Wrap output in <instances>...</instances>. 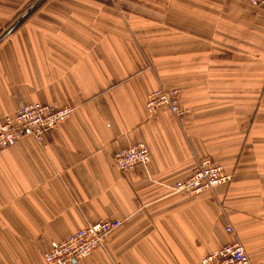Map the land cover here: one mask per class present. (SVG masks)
Segmentation results:
<instances>
[{
	"label": "crops",
	"instance_id": "crops-1",
	"mask_svg": "<svg viewBox=\"0 0 264 264\" xmlns=\"http://www.w3.org/2000/svg\"><path fill=\"white\" fill-rule=\"evenodd\" d=\"M33 11L15 26V23ZM175 90L187 115L147 112ZM69 107L41 141L0 151V264L117 220L72 264H203L232 241L264 264V9L249 0H0V117L23 104ZM135 144L147 167L121 172ZM210 159L231 180L175 193Z\"/></svg>",
	"mask_w": 264,
	"mask_h": 264
},
{
	"label": "built area",
	"instance_id": "built-area-1",
	"mask_svg": "<svg viewBox=\"0 0 264 264\" xmlns=\"http://www.w3.org/2000/svg\"><path fill=\"white\" fill-rule=\"evenodd\" d=\"M118 2L121 0H110ZM254 6L264 8V0H249ZM167 108L177 119L187 115V109L181 105L178 94L159 88L149 93L145 108L153 114L159 108ZM69 107H57L42 103L21 105L15 113L0 117V151L12 146L23 138L41 141L51 131L58 128L71 116ZM117 169L126 172L137 166L147 167L149 153L143 144H135L117 151L113 156ZM231 180L224 168L211 161L201 159L193 165L191 174L182 181L173 184L175 193L197 196L225 186ZM117 220H104L80 229L64 240L51 245L43 252L45 264H72L91 255L95 248L102 245L105 237L119 227ZM232 241L203 259V264H252L243 245L233 234L231 227L225 228Z\"/></svg>",
	"mask_w": 264,
	"mask_h": 264
},
{
	"label": "water",
	"instance_id": "water-1",
	"mask_svg": "<svg viewBox=\"0 0 264 264\" xmlns=\"http://www.w3.org/2000/svg\"><path fill=\"white\" fill-rule=\"evenodd\" d=\"M33 9H34V6L33 7H31L27 12V14L26 15H23L16 23H15V25L13 26V27H15L19 22H20V20H23L28 14H29V12H31V11H33Z\"/></svg>",
	"mask_w": 264,
	"mask_h": 264
},
{
	"label": "rangeland",
	"instance_id": "rangeland-1",
	"mask_svg": "<svg viewBox=\"0 0 264 264\" xmlns=\"http://www.w3.org/2000/svg\"><path fill=\"white\" fill-rule=\"evenodd\" d=\"M108 2L110 3V5L112 6V7H116V3H118V2H120V1H118V2H112V1H110V0H108ZM250 3V2H249ZM251 4V3H250ZM252 5V4H251ZM252 6H254V5H252ZM256 7H259V6H256ZM262 8V7H261ZM264 9V8H263ZM163 89H165V88H163ZM165 90H168V89H165ZM168 91H171V90H168ZM173 92H176L175 90H173ZM177 93V92H176ZM178 119V118H177Z\"/></svg>",
	"mask_w": 264,
	"mask_h": 264
}]
</instances>
